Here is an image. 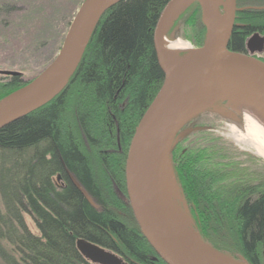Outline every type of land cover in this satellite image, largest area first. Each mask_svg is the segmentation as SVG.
<instances>
[{"label": "trees", "instance_id": "16d2710c", "mask_svg": "<svg viewBox=\"0 0 264 264\" xmlns=\"http://www.w3.org/2000/svg\"><path fill=\"white\" fill-rule=\"evenodd\" d=\"M169 1L113 5L95 25L66 88L0 130V264H85L76 248L79 239L129 264H164L143 237L129 204L116 205L95 180L82 137L108 178L123 184L132 135L163 84L153 33ZM235 1L244 8L250 0ZM181 15L203 46L206 29L198 3ZM254 33L264 37V9L238 12L229 50L245 53V41ZM3 77L0 98L26 84L21 75ZM178 153L173 151L172 158L192 208L193 236L228 259L263 264L264 184L220 185L229 176L224 170L200 166L197 159L183 164L176 160Z\"/></svg>", "mask_w": 264, "mask_h": 264}, {"label": "water", "instance_id": "95a60500", "mask_svg": "<svg viewBox=\"0 0 264 264\" xmlns=\"http://www.w3.org/2000/svg\"><path fill=\"white\" fill-rule=\"evenodd\" d=\"M121 1L124 0H84L53 61L17 93L20 94L18 100L0 104V130L56 98L66 88L98 20ZM194 1L201 9L207 42L189 54L186 61L179 63L177 59V67L171 71L164 61L162 40L177 16ZM220 8L223 15L219 13ZM243 10L247 8H237L235 0H170L154 29L153 47L164 80L132 135L124 178L134 219L143 237L164 264H247L226 258L200 239L192 242L182 237L162 208L155 182V174L170 157L174 139L191 110L189 103L202 88L211 85L214 92L216 85L232 80L255 88L264 97V62L228 48L235 27V15ZM210 36L213 37L211 43L208 41ZM263 47L264 38L258 34L245 43L251 54L261 53ZM0 75L18 74L2 71ZM72 183L95 207L87 192L73 179ZM75 243L78 252L89 264H125L116 254L85 240L79 239Z\"/></svg>", "mask_w": 264, "mask_h": 264}, {"label": "rangeland", "instance_id": "374dc122", "mask_svg": "<svg viewBox=\"0 0 264 264\" xmlns=\"http://www.w3.org/2000/svg\"><path fill=\"white\" fill-rule=\"evenodd\" d=\"M83 2L84 0H0V74L2 71L17 73L26 83L5 93L0 98V104L11 100L53 61ZM246 5L248 6L244 8L247 10L264 9V0H250ZM182 12L164 36L169 41H178L183 46L177 54L179 63L186 61L189 54L202 48L207 42L205 38L204 45L199 46L194 29L188 25L187 17L182 16ZM257 54V57L264 62V47L262 52ZM3 78L0 75V80ZM200 92L196 93L189 103L188 107L191 110L185 119V121L191 119L196 125L187 130H179L170 157L155 174L160 202L171 225L182 237L192 242L199 238L192 234L194 232L190 214L192 208L175 172L177 163L174 161L175 158H172L173 151L179 149V157L176 160L180 159L183 164V151L187 150L191 151L186 156L189 161L201 158L200 166L205 164L211 169L224 170L229 176L223 177L220 185L253 187L264 184V160L255 153V150L238 141L240 129L232 132L229 120L214 112L215 108L230 112L228 103L217 98L216 104L211 101L196 104ZM234 117L240 125L243 124L240 115ZM82 141V149L89 159L95 180L101 183L110 199L121 207L122 203L128 202L125 173L124 183L122 184L121 181V186H117L118 184L116 185L103 172L98 161L100 158L83 137ZM198 149H202L203 152L196 153ZM111 172L117 177L116 171L111 170ZM25 221L31 232L36 234L32 220L25 216ZM237 259L240 263H247L244 258L237 257Z\"/></svg>", "mask_w": 264, "mask_h": 264}, {"label": "bare ground", "instance_id": "6f19581e", "mask_svg": "<svg viewBox=\"0 0 264 264\" xmlns=\"http://www.w3.org/2000/svg\"><path fill=\"white\" fill-rule=\"evenodd\" d=\"M212 40L213 37L210 36L209 43ZM182 47L178 41L171 42L165 37L162 40L164 61L171 71L177 67V54ZM214 92L217 98L228 103L230 109V112H226L215 108L214 112L229 120L232 132L240 129L238 141L255 150V153L264 160V97L255 88L232 80L216 85ZM19 97L20 94H17L10 102L18 100ZM234 115L242 117V125L237 122Z\"/></svg>", "mask_w": 264, "mask_h": 264}, {"label": "flooded vegetation", "instance_id": "af4514ba", "mask_svg": "<svg viewBox=\"0 0 264 264\" xmlns=\"http://www.w3.org/2000/svg\"><path fill=\"white\" fill-rule=\"evenodd\" d=\"M236 2V1H235ZM236 7L238 8L239 6H237V3H236ZM219 13H220V15H223V10H222V8H220L219 9ZM238 13V12H237ZM236 13V14H237ZM236 16V15H235ZM254 34H258L259 36H260V34L259 33H254ZM254 34H252L250 37H248L247 39H246V41L248 40V39H250ZM262 37V36H261ZM263 38V37H262ZM246 41H245V43H246ZM245 54H248V55H250V56H252V57H255V58H257V59H259V60H261L259 57H257V53H249V51L245 48ZM263 61V60H262ZM217 100V97L215 96V94H214V92H213V86H211V85H207V86H205L204 88H203V90H201V92H200V95L198 96V98L196 99V104L198 103V104H200L201 102L203 103V102H206V101H211V102H215V104H216V101ZM221 105H223V104H221ZM193 125H196V123H193V122H191V119L189 120H186V121H184V123L182 124V126H181V128H180V130H187V129H189L191 126H193ZM185 142V140L183 139L182 140V142ZM183 142V143H184ZM183 145V144H182ZM202 151V149H198V150H196V153L197 152H201ZM203 152V151H202ZM189 153H191V151H187V150H185V151H183V154H184V160H185V162H187L186 160H187V158H186V156L189 154ZM197 161H199V164H201L202 163V161H201V158H197ZM186 164V163H185ZM57 180H59V179H57ZM128 204H129V202H127ZM109 252V251H108ZM112 253V252H111ZM114 254V253H113ZM116 254V253H115ZM116 256H118V255H116ZM119 257V256H118ZM120 258V257H119ZM121 259V258H120ZM122 260V259H121ZM123 261V260H122ZM85 262V264H89V263H87L86 261H84ZM123 263H125V264H129V263H126V262H124L123 261Z\"/></svg>", "mask_w": 264, "mask_h": 264}]
</instances>
